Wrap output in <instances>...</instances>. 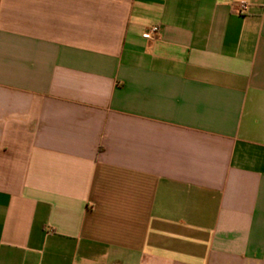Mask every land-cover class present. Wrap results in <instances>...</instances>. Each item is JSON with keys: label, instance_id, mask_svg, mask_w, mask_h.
Returning <instances> with one entry per match:
<instances>
[{"label": "crops", "instance_id": "crops-1", "mask_svg": "<svg viewBox=\"0 0 264 264\" xmlns=\"http://www.w3.org/2000/svg\"><path fill=\"white\" fill-rule=\"evenodd\" d=\"M0 264H264V0H0Z\"/></svg>", "mask_w": 264, "mask_h": 264}, {"label": "built area", "instance_id": "built-area-1", "mask_svg": "<svg viewBox=\"0 0 264 264\" xmlns=\"http://www.w3.org/2000/svg\"><path fill=\"white\" fill-rule=\"evenodd\" d=\"M237 7H238V11L240 13H242V12H244L247 9L248 3H246V2H240V3H238ZM158 31H159V27L158 26H153L150 29V31H149V36L150 37L155 36L158 33Z\"/></svg>", "mask_w": 264, "mask_h": 264}]
</instances>
